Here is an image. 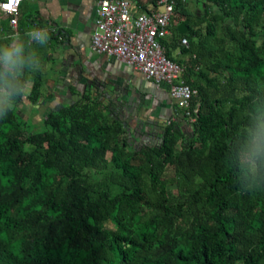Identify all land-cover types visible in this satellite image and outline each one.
I'll return each instance as SVG.
<instances>
[{"label":"trees","instance_id":"trees-1","mask_svg":"<svg viewBox=\"0 0 264 264\" xmlns=\"http://www.w3.org/2000/svg\"><path fill=\"white\" fill-rule=\"evenodd\" d=\"M169 32L164 56L195 90L174 112L187 130L173 118L139 146L88 88L28 130L18 105L43 97L37 65L60 33L25 41L42 54L0 114V264H264V160L247 147L264 121V0H174ZM228 91L240 97L227 106Z\"/></svg>","mask_w":264,"mask_h":264},{"label":"crops","instance_id":"crops-1","mask_svg":"<svg viewBox=\"0 0 264 264\" xmlns=\"http://www.w3.org/2000/svg\"><path fill=\"white\" fill-rule=\"evenodd\" d=\"M97 1L22 0L14 29L9 28L6 16H0V20L7 21L3 30L0 25V39L9 38L15 33H24L30 28H44L50 33H60L57 42H53L55 44L48 51L49 60L41 66L47 77L51 72L49 81L44 87L42 103L38 101L37 105L32 107L46 105L45 116L50 111L71 103V98L84 88L97 92L103 97L110 87L122 88L124 98L119 106L120 110H116L118 107L113 103L115 99L110 98L112 99L110 103H113L114 113L126 119L127 128L131 130L136 127L134 118L141 119L142 125L146 127L145 133L150 139L152 138L150 142L155 141L159 127L173 118H176L180 127L186 131L185 120L182 121L180 115L174 117L172 103L167 96L165 86L154 85L113 57L90 51L89 38L93 30ZM130 1L133 3V12L154 10L145 3V0ZM25 41L28 44L27 38ZM50 41L48 39L44 46H51ZM178 55V49L171 52L173 58H177ZM51 67L54 68L53 71L50 70ZM142 102L147 103V107L141 104ZM164 117L167 118L165 122L162 121Z\"/></svg>","mask_w":264,"mask_h":264},{"label":"built area","instance_id":"built-area-1","mask_svg":"<svg viewBox=\"0 0 264 264\" xmlns=\"http://www.w3.org/2000/svg\"><path fill=\"white\" fill-rule=\"evenodd\" d=\"M21 1L0 0V16L7 17L10 29L16 27ZM173 8L174 0H158L150 12H133L130 0H98L89 49L113 57L156 86H165L175 112L188 108L195 90L182 81V68L164 56L161 41L170 35ZM179 43L186 46L184 39ZM184 113L192 122L189 112Z\"/></svg>","mask_w":264,"mask_h":264},{"label":"clouds","instance_id":"clouds-1","mask_svg":"<svg viewBox=\"0 0 264 264\" xmlns=\"http://www.w3.org/2000/svg\"><path fill=\"white\" fill-rule=\"evenodd\" d=\"M25 38L30 44L35 41L40 46L46 45L49 33L44 28H30L21 35L12 34L7 43L0 44V114L10 108L8 101L13 93L20 94L26 90V85H19L20 68L26 62L35 60L39 63V57L34 48L25 54ZM248 153L250 162L254 165L257 159L264 160V121L258 122L255 130H249Z\"/></svg>","mask_w":264,"mask_h":264},{"label":"rangeland","instance_id":"rangeland-1","mask_svg":"<svg viewBox=\"0 0 264 264\" xmlns=\"http://www.w3.org/2000/svg\"><path fill=\"white\" fill-rule=\"evenodd\" d=\"M189 1H191V0H189ZM0 19H1V17H0ZM7 39L8 38H6V39H0V44L5 43L4 40H7ZM2 41H4V42H2ZM31 44H34V42H31ZM26 46H28V45H26ZM35 50L36 51H39V54L38 55H41L42 54L41 53L42 49H38V47L37 48L35 47ZM180 56H181V54H180ZM183 59H185V57ZM42 64H44V62L41 63V65L39 63L37 66L38 67L40 66V68H41ZM50 75H51V72H49V75L48 76H50ZM26 77H29V75L26 76ZM29 88H30V83L28 82L26 84V90L23 91V92L25 94H27L29 92ZM41 91L44 94L43 90H41ZM220 96H221V98H223V100L227 103V106H228L231 103L237 101L239 99V97H240V94L234 93L233 91H228L226 93L220 94ZM76 97L77 96L75 95L74 97L71 98L72 102L76 100ZM42 100H43V97L40 100H38V101H40V103H42ZM34 108L32 107V105L27 104V103H23V104L18 105V109L22 113V118L25 119V125H26L27 129L30 130V131H33V132H41V131L45 130V127H44V125L42 123V119L44 118V114H45V112L47 110V106L46 105H43V104H40L38 107H36L35 109ZM170 175H171V173H170V171H168L167 172V176H170ZM167 191H168V194L170 196L169 197L170 202H174L175 201V198L172 195V193L174 191L173 187L172 186H168L167 187Z\"/></svg>","mask_w":264,"mask_h":264},{"label":"flooded vegetation","instance_id":"flooded-vegetation-1","mask_svg":"<svg viewBox=\"0 0 264 264\" xmlns=\"http://www.w3.org/2000/svg\"><path fill=\"white\" fill-rule=\"evenodd\" d=\"M124 90L122 88H115V87H110L109 90L107 91V94L105 97L100 96L99 95V99L103 101V103L105 105H109V108L114 109V107H112L113 103L116 107V110H120L119 106H121V102L122 99L124 98ZM110 98H112L114 100V102L110 103V101H112V99L110 100ZM117 100V101H116ZM123 108V107H120ZM115 112V111H114ZM118 118L122 121V124L125 125V121L126 119H122V117L120 116V114L118 115ZM159 129L161 130V127H159ZM130 130V129H129ZM130 131H133L134 134H138L137 131H135V128L131 129ZM140 138H142L141 144H148L147 142H150V140H152V138L150 139V136L146 133H140ZM139 138H137L138 140ZM139 146V144H137Z\"/></svg>","mask_w":264,"mask_h":264},{"label":"water","instance_id":"water-1","mask_svg":"<svg viewBox=\"0 0 264 264\" xmlns=\"http://www.w3.org/2000/svg\"><path fill=\"white\" fill-rule=\"evenodd\" d=\"M186 22H187V20L183 21L182 23H180V24H178V25L176 26V31H177L179 34H185V33H186V26H185ZM143 101H145V99H144ZM141 104H143L145 107H147V103L142 102ZM155 119H156V118H155ZM156 120H158V119H156ZM166 120H167L166 117L162 118V121H163V122H165ZM133 121H134V123H135V125H136V127H135V131H137L138 134H134V132H133V131H130L129 128H127L126 131H127V134H128V135H131V137H133L134 139L139 138V139L137 140V144L141 145L142 138H140L139 135H140V133H145V128H146V127H144V126L142 125L143 122H142L141 119L134 118ZM147 128L150 129V127H147ZM181 129H182V127H181ZM161 133H162V130H158V131H157L158 136L161 135Z\"/></svg>","mask_w":264,"mask_h":264}]
</instances>
